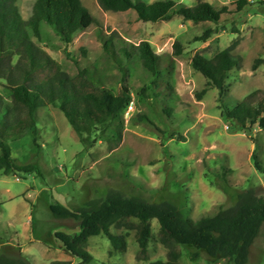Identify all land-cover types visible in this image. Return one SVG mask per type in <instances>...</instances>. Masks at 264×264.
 I'll return each instance as SVG.
<instances>
[{"label": "rangeland", "instance_id": "374dc122", "mask_svg": "<svg viewBox=\"0 0 264 264\" xmlns=\"http://www.w3.org/2000/svg\"><path fill=\"white\" fill-rule=\"evenodd\" d=\"M34 1L16 0L23 17L29 16ZM81 1L95 22L75 32L69 43L42 24L38 44L71 76L78 70L75 59L95 83L114 93L128 85L132 106L123 115L122 136L116 142L111 139L116 131L111 121L83 132L82 142L61 110L53 106L36 111V144L31 132L10 142L17 162L36 169L9 174L0 169V253L26 255L32 264L80 261L55 236L59 231L77 233L79 223L52 216V203L76 209L91 198L118 190L150 202L167 200L196 219L231 206L245 189L253 188L264 196V129L256 125L245 132L224 113L249 93L264 90V0H247L250 4L237 12L236 0H174L186 6L200 1L217 9L226 6L228 12L217 22L179 15L144 21L133 9L110 11L97 0ZM207 29H211L209 36L200 38ZM110 38L116 48L149 42L159 55L158 74L151 76L136 56L126 58L120 53L118 61L128 73L123 80L118 62L103 49L102 42ZM234 40L237 45L232 53L241 64L227 73L220 95L194 69L192 59L197 53L212 57ZM0 90L4 92L1 85ZM167 109L171 110L167 113ZM139 115L147 119L139 120ZM255 159L262 171L256 169ZM151 226L154 238L147 261L136 257L134 231L111 227L113 233L126 236V251L113 250L104 234L93 235L86 247L93 258L85 264L165 260L167 249L157 239L155 219ZM180 249L182 264H226L225 259L212 258L191 246ZM247 264H264V229L250 246Z\"/></svg>", "mask_w": 264, "mask_h": 264}, {"label": "trees", "instance_id": "16d2710c", "mask_svg": "<svg viewBox=\"0 0 264 264\" xmlns=\"http://www.w3.org/2000/svg\"><path fill=\"white\" fill-rule=\"evenodd\" d=\"M104 10H135L144 21L169 20L173 15L193 21L220 20L228 12L226 6L217 9L206 1L186 6L174 0H97ZM247 0H236L235 11L248 5ZM94 17L81 0H35L31 13L23 17L16 0H0V169L4 174L36 169L33 164L18 163L12 156L10 142L27 132L32 133L36 144L37 114L41 107H57L66 117L71 129L81 138L97 124L111 121L116 124L112 140L122 136L123 115L131 102L130 87L122 85L118 93L106 86H100L89 77L87 68L78 66L74 76L63 70L41 45L42 24L52 28L60 38L69 43L75 32L89 27ZM211 29L204 31L200 38H207ZM103 49L118 62L123 80L127 69L118 61L121 53L126 58L136 56L145 71L151 76L159 72V55L147 41L131 44L130 47L116 48L113 40L102 42ZM237 40L217 52L212 57L197 53L192 66L206 78V84L225 91L224 80L234 67H240L241 59L232 51ZM176 53H180L179 43H175ZM67 56L71 55L67 53ZM159 85V84H157ZM201 92H205V88ZM171 109H167L168 113ZM225 116L234 120L245 132L257 125L264 129V90H255L236 102L231 109L225 108ZM146 120V115H139ZM256 169L262 171L261 163L255 159ZM1 208V203H0ZM52 216L58 219H74L79 223V231L69 234L62 231L55 236L64 248L76 258L79 264L92 260L87 250L88 238L104 234L116 252H125L127 239L123 234H115L111 227L134 231L137 243V259L147 261L149 243L154 238L151 221L158 223L157 239L167 249L166 259L149 261L144 264H182L180 246H191L196 251H204L212 258H223L226 264H247L249 249L264 229V196L253 188L236 195L231 206L218 209L211 214H203L193 219L180 207L167 201L150 202L139 194L124 195L118 190H110L104 197L91 198L76 208L70 209L60 203L49 205ZM0 264H32L26 255L11 256L0 253ZM51 264H71L70 261L54 260Z\"/></svg>", "mask_w": 264, "mask_h": 264}, {"label": "built area", "instance_id": "2783aa9c", "mask_svg": "<svg viewBox=\"0 0 264 264\" xmlns=\"http://www.w3.org/2000/svg\"><path fill=\"white\" fill-rule=\"evenodd\" d=\"M131 103L127 106V108H126V110H125V112H128L129 111V109L131 108Z\"/></svg>", "mask_w": 264, "mask_h": 264}]
</instances>
